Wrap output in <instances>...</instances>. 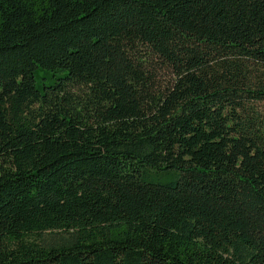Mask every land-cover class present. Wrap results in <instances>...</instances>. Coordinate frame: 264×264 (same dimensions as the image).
<instances>
[{"label": "trees", "instance_id": "obj_1", "mask_svg": "<svg viewBox=\"0 0 264 264\" xmlns=\"http://www.w3.org/2000/svg\"><path fill=\"white\" fill-rule=\"evenodd\" d=\"M0 264H264V0H0Z\"/></svg>", "mask_w": 264, "mask_h": 264}, {"label": "rangeland", "instance_id": "obj_2", "mask_svg": "<svg viewBox=\"0 0 264 264\" xmlns=\"http://www.w3.org/2000/svg\"><path fill=\"white\" fill-rule=\"evenodd\" d=\"M41 77H43V80L41 81ZM35 79H36V84L38 85V86H41V83L43 82V81H46V82H49L52 78H49L46 74H43L42 72H41V70L40 71H38L37 72V74H36V76H35Z\"/></svg>", "mask_w": 264, "mask_h": 264}]
</instances>
